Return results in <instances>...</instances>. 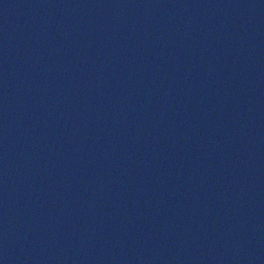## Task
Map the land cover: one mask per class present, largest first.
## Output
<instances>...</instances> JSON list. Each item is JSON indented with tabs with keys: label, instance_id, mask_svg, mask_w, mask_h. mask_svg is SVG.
I'll list each match as a JSON object with an SVG mask.
<instances>
[{
	"label": "water",
	"instance_id": "obj_1",
	"mask_svg": "<svg viewBox=\"0 0 264 264\" xmlns=\"http://www.w3.org/2000/svg\"><path fill=\"white\" fill-rule=\"evenodd\" d=\"M0 264H264V0H0Z\"/></svg>",
	"mask_w": 264,
	"mask_h": 264
}]
</instances>
